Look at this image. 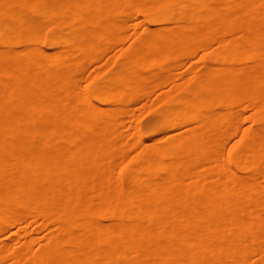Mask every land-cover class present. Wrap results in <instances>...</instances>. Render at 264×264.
Returning a JSON list of instances; mask_svg holds the SVG:
<instances>
[{"label":"bare ground","instance_id":"1","mask_svg":"<svg viewBox=\"0 0 264 264\" xmlns=\"http://www.w3.org/2000/svg\"><path fill=\"white\" fill-rule=\"evenodd\" d=\"M134 11L145 30L79 81ZM212 42L153 129L131 122V154L128 103ZM263 192L264 0H0V234L56 224L0 242V264H264Z\"/></svg>","mask_w":264,"mask_h":264},{"label":"rangeland","instance_id":"2","mask_svg":"<svg viewBox=\"0 0 264 264\" xmlns=\"http://www.w3.org/2000/svg\"><path fill=\"white\" fill-rule=\"evenodd\" d=\"M144 17L145 16H143L142 13L140 14L134 11L132 16H130V20L127 24V29L123 37L116 43L109 45L104 50L101 56L90 60L86 65L85 71L80 75L79 81H81L82 83L88 82L89 78L98 70H102L103 72L107 70L109 65H111L113 61H115V59L120 60V53L131 45L134 39V32L136 30H145L144 25L140 22L144 19ZM236 33H238V30L226 32L224 36L226 38H230ZM216 45V42H212L208 45L210 47L200 46L194 53L184 55L181 63L173 67L174 73L177 74L176 76L168 79L162 85L159 84L158 86H155L152 89L150 95L139 96L137 99L132 100L128 103L127 110L129 112L122 116V119L124 121L122 130L125 133L127 142L130 143L129 146H131V154H135L137 148L143 144V142L139 141L137 136L133 134L130 128L131 122L138 123L144 130H149L150 128L153 129L154 122L156 121V118L158 116L159 108L161 107V102H159L161 95H163L164 91L168 89L173 83H175V81L181 82L186 78L191 77V75L193 74L192 67L197 66V68H200L205 62L203 53L209 51ZM234 109H238L242 112L240 127L255 126L251 119V116L254 112V107L249 100H244L240 106L235 105ZM238 136L239 135L237 132L232 134L227 139L226 149L230 147V145ZM246 172V170L243 171V173ZM55 227V223L44 225L42 220L36 219L32 216H27L25 217V219L18 221L16 224H6L7 229L5 232L0 234V242H2L3 240H24L28 237L33 236L35 238V245L37 246L40 241L45 239L46 235H48L50 231L55 229Z\"/></svg>","mask_w":264,"mask_h":264}]
</instances>
